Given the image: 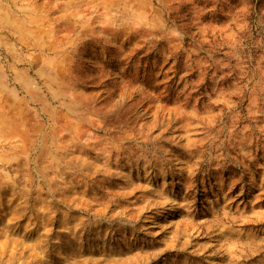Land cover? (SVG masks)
<instances>
[{
  "label": "rangeland",
  "instance_id": "374dc122",
  "mask_svg": "<svg viewBox=\"0 0 264 264\" xmlns=\"http://www.w3.org/2000/svg\"><path fill=\"white\" fill-rule=\"evenodd\" d=\"M0 264H264V0H0Z\"/></svg>",
  "mask_w": 264,
  "mask_h": 264
}]
</instances>
